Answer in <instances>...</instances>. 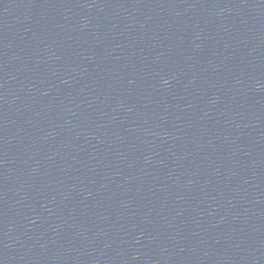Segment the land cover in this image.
Returning <instances> with one entry per match:
<instances>
[{
	"label": "water",
	"instance_id": "95a60500",
	"mask_svg": "<svg viewBox=\"0 0 264 264\" xmlns=\"http://www.w3.org/2000/svg\"><path fill=\"white\" fill-rule=\"evenodd\" d=\"M0 264H264V0H0Z\"/></svg>",
	"mask_w": 264,
	"mask_h": 264
}]
</instances>
